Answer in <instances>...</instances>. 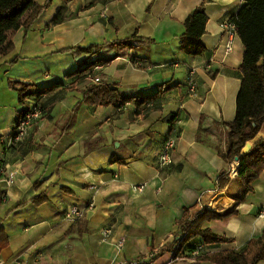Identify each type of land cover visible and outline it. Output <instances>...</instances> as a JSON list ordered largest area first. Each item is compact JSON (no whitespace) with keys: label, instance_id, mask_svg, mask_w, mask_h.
Segmentation results:
<instances>
[{"label":"crops","instance_id":"obj_1","mask_svg":"<svg viewBox=\"0 0 264 264\" xmlns=\"http://www.w3.org/2000/svg\"><path fill=\"white\" fill-rule=\"evenodd\" d=\"M243 5L244 0H56L26 36L22 28L14 33L13 50L0 54V162L15 173L10 187L0 176V226L9 238L0 261L115 264L145 259L156 250L152 264H211L201 258L239 253L262 234L264 170L244 195L234 180L223 191L216 189L217 179L230 168L223 157L229 140L224 124L236 116L244 57L238 36L226 53L223 22ZM199 6L208 19L201 39L205 51L190 57L180 50L181 36L185 20ZM58 15L63 21L53 25ZM124 40L130 41L119 43ZM89 46H97L94 54L78 50ZM69 54L62 80L45 74L36 84L29 75L17 77L31 85L30 93L61 84L39 99L45 111L25 141L7 148L21 113L36 101L30 96L21 104L18 94L6 89L12 60ZM97 60L103 61L97 66L105 65L102 71L91 67L68 76L80 64ZM190 68L197 72L195 93L186 87ZM94 78L123 98L163 89L160 109L138 114L133 101L120 109L88 106L83 93L97 85ZM170 136L176 137L172 164L160 168L162 144ZM259 139H264V126L251 142ZM138 185L145 186L143 192L133 189ZM71 206L82 210V218L64 217ZM228 212L236 214L210 218ZM185 214L232 241L208 245L197 237L187 245L192 251L183 248L175 256L165 247L175 240ZM106 228L112 230L107 240L102 237Z\"/></svg>","mask_w":264,"mask_h":264},{"label":"trees","instance_id":"obj_2","mask_svg":"<svg viewBox=\"0 0 264 264\" xmlns=\"http://www.w3.org/2000/svg\"><path fill=\"white\" fill-rule=\"evenodd\" d=\"M48 8V1L38 4L36 0H0V54L7 55L10 53L13 50L12 38L14 33L22 28L24 36H26ZM207 20L203 6L194 9L185 20L180 45V50L185 55L197 57L204 53L205 47L201 39L205 33ZM228 20L236 26L237 36L244 47V57L239 68L242 81L236 99V116L233 122L224 124L229 132V140L227 151L223 157L229 163L234 159H238L239 173L234 183L241 187V195H244L252 191L250 185L259 179L264 170V139L254 142L249 153L242 152L245 144L253 140L264 126V0H244L243 7ZM62 21L63 19L58 15L52 24L55 25ZM128 41L130 40L119 43L125 45L129 43ZM96 48L97 46H89L78 48V50L83 54H94L93 50ZM101 62L103 61L97 60L88 66L83 63L68 76L86 73L91 67L94 70L96 64ZM107 62L108 60H105L104 63ZM92 73L91 70L85 77L92 75ZM60 84V82H57L37 92L30 93V84L17 82L13 89L17 91L21 104L26 98L33 96L36 101L28 108L40 106L41 115H43L45 106L39 99L56 89ZM96 84L83 93L82 100L88 106H114L120 109L127 101H133L136 112L143 115L160 109V99L165 92L162 89L152 96L123 98L116 88L101 82ZM28 108H25L23 112ZM231 183L226 173H223L217 179L216 189L223 191ZM240 200H236V203ZM235 214L236 212H228L223 215L211 214L210 218L219 220ZM202 224L200 218L191 220L185 214L179 221L178 230L175 232V240L167 245L165 249L174 250V254L177 256L183 248L192 251V247L187 245L197 237L208 245L232 241L212 233L209 229H202ZM8 241V235L0 226V252L8 245ZM156 257L151 260L152 263L157 259ZM261 260H264V230L260 236L251 239L239 253L220 251L201 258V261L211 264H257Z\"/></svg>","mask_w":264,"mask_h":264},{"label":"built area","instance_id":"obj_3","mask_svg":"<svg viewBox=\"0 0 264 264\" xmlns=\"http://www.w3.org/2000/svg\"><path fill=\"white\" fill-rule=\"evenodd\" d=\"M223 29L225 33L227 34L228 41L225 45V51L226 53H230L232 51V43L234 38L237 37L236 32V26L234 23L230 22L228 19H226L223 22ZM137 66H140V64H136ZM103 66H96L95 71L99 72L103 70ZM95 83L101 82L100 78L94 79ZM186 85L188 87V90L190 93H195L197 88V72L195 69L190 68L187 72L186 76ZM41 107H30L19 118L14 130L11 133V136L9 139L5 142L6 147L10 148L11 146L15 144H21L25 141L28 130L31 126H33L40 118H41ZM4 144V143H3ZM176 146V137L170 136L166 138L162 144V149L159 156V167L160 168H166L172 164V152L174 151ZM239 173V161L238 159H234L230 163V168L226 172L227 177L229 180H235ZM14 172L7 171L5 166L2 165L0 162V176L2 177V182L5 183L7 187H10L14 183ZM143 185L134 186V190L141 193L144 191ZM92 206V205H91ZM90 206V207H91ZM261 217H264V207L261 209ZM83 212L79 208L75 206H71L64 210V217L70 221H77L80 218H82ZM112 230L109 228H106L102 231V237L103 239L107 240L111 237ZM124 247V240H120L117 242V249L121 251ZM158 252L156 250H152L145 259L141 260H132V261H121L117 262L115 264H152L151 260L154 259L157 256ZM196 253H193V256H195ZM0 264H5L2 261H0Z\"/></svg>","mask_w":264,"mask_h":264},{"label":"rangeland","instance_id":"obj_4","mask_svg":"<svg viewBox=\"0 0 264 264\" xmlns=\"http://www.w3.org/2000/svg\"><path fill=\"white\" fill-rule=\"evenodd\" d=\"M41 1V0H38ZM48 1L49 7H52L55 5L56 0H45ZM47 15H45L46 17ZM44 17V18H45ZM43 18V19H44ZM72 55H63L60 57L55 56H42L34 58L32 56H27L25 58L20 57V62L16 63V60H12L11 66L13 67L12 70H9V73L5 75L4 83L6 86V89L14 91L16 94L17 91L13 89L15 86V83L21 82L19 80H16L17 77L21 76H27L29 75L30 81L33 83H42V78L45 74H47L50 77H55L56 75H59L61 77V80L63 79L64 70L68 68V65L71 61ZM81 65V64H80ZM68 71V70H66ZM8 77L10 79H8ZM17 87V86H16ZM0 92H2V86H1V79H0ZM243 152V149H242Z\"/></svg>","mask_w":264,"mask_h":264},{"label":"water","instance_id":"obj_5","mask_svg":"<svg viewBox=\"0 0 264 264\" xmlns=\"http://www.w3.org/2000/svg\"><path fill=\"white\" fill-rule=\"evenodd\" d=\"M252 146H253V142L248 141L243 148V153H249L252 149Z\"/></svg>","mask_w":264,"mask_h":264}]
</instances>
